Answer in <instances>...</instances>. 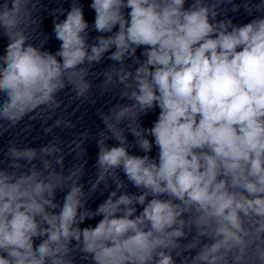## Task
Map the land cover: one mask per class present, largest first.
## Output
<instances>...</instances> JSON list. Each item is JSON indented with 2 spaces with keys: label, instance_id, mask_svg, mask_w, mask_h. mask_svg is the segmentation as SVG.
I'll use <instances>...</instances> for the list:
<instances>
[{
  "label": "clouds",
  "instance_id": "obj_1",
  "mask_svg": "<svg viewBox=\"0 0 264 264\" xmlns=\"http://www.w3.org/2000/svg\"><path fill=\"white\" fill-rule=\"evenodd\" d=\"M226 7L252 19L234 23ZM90 8L101 34L92 43L79 0L52 11L60 41L52 53L33 40L41 0H0V134L55 113L66 89L87 100L106 54L100 91L119 96L99 112L87 185L86 163L65 169V160L86 152L88 133L67 153L55 136L74 127L69 119L45 126L51 139L39 148L7 146L0 264H264V0H92ZM97 192L108 195L92 210Z\"/></svg>",
  "mask_w": 264,
  "mask_h": 264
}]
</instances>
